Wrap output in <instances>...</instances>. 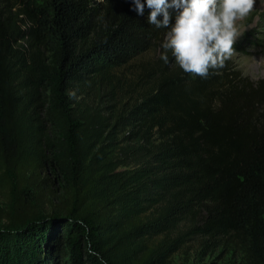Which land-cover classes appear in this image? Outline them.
I'll use <instances>...</instances> for the list:
<instances>
[{"label": "trees", "instance_id": "16d2710c", "mask_svg": "<svg viewBox=\"0 0 264 264\" xmlns=\"http://www.w3.org/2000/svg\"><path fill=\"white\" fill-rule=\"evenodd\" d=\"M42 1L0 0V264H170L196 237L264 264V81L226 66L201 78L169 54L138 77L131 108L80 111L72 92L114 95L116 70L167 28L146 0L143 15L132 0ZM49 162L64 198L47 214L31 193Z\"/></svg>", "mask_w": 264, "mask_h": 264}, {"label": "rangeland", "instance_id": "374dc122", "mask_svg": "<svg viewBox=\"0 0 264 264\" xmlns=\"http://www.w3.org/2000/svg\"><path fill=\"white\" fill-rule=\"evenodd\" d=\"M6 1V0H5ZM38 5H43L42 0H36ZM120 1V0H119ZM171 3V0H169ZM6 3V2H5ZM171 16L167 31L175 24L176 16L179 10L170 8ZM144 20H147L145 18ZM168 32L160 35L158 39L149 43L150 50L140 52L127 66L116 70V77H121V85L114 95H106V92L100 93L98 90L83 91L77 90L71 93V99L74 101V107H78L80 111L102 109L106 113H119L127 110L137 103L143 96L142 93H131L138 77L148 70L154 69V72L161 70L157 61L165 54L163 44L166 42ZM21 43V42H20ZM26 45L25 42H22ZM236 54L226 61L225 66L229 72L237 74V77L244 85H259L264 81V0H257L256 8L250 18L242 22L241 37L235 44ZM171 53L167 51V55ZM260 111H264V103L257 107ZM44 132L54 137V132L48 126H44ZM126 133V132H125ZM125 133L119 136L121 139ZM125 146V144H122ZM118 158L123 159L120 153ZM133 165H131L132 167ZM131 167H122L120 170L130 169ZM3 169L0 167V176ZM40 178L34 182L32 187V197L38 202L40 209L50 214L54 211V206L62 203L64 198V181L62 175L49 162L40 172ZM41 180L45 182L41 183ZM10 203V191L6 185L0 180V209H6ZM188 225L183 224L181 229H187ZM58 232L62 237L63 228H58ZM160 238L151 240V244L157 243ZM201 238H193L186 242L170 259V264H245L243 249L228 239H224L218 247L204 249ZM68 253V252H67ZM58 264H71L69 255L58 262Z\"/></svg>", "mask_w": 264, "mask_h": 264}, {"label": "clouds", "instance_id": "9594fccd", "mask_svg": "<svg viewBox=\"0 0 264 264\" xmlns=\"http://www.w3.org/2000/svg\"><path fill=\"white\" fill-rule=\"evenodd\" d=\"M134 11L143 15L145 3L132 0ZM257 0H146L151 9L149 23L169 27L170 8L179 10L168 31L161 59L168 63L170 50L175 63L185 72L207 78L211 69H221L235 54L242 22L250 18ZM163 16L160 21L158 17Z\"/></svg>", "mask_w": 264, "mask_h": 264}]
</instances>
